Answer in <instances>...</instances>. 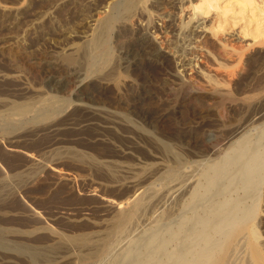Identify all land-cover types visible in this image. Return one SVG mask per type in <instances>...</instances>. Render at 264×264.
Masks as SVG:
<instances>
[{"label": "rangeland", "instance_id": "obj_1", "mask_svg": "<svg viewBox=\"0 0 264 264\" xmlns=\"http://www.w3.org/2000/svg\"><path fill=\"white\" fill-rule=\"evenodd\" d=\"M71 1L72 3L70 1L62 3L66 7H64L66 13L56 10L54 14L52 13L53 17L37 25L35 23L39 16L44 15L47 9H40L45 6L44 2L0 0V6L28 5L26 16H21L16 22L5 20L0 26V177L6 172L11 176L18 171L24 174L26 170L25 182L16 188L14 185L10 187L6 196H2L0 200V228H10L16 234V236L8 235L10 240L14 239L10 242L7 237V246L0 247L3 253L0 252V264H31V262L32 264L34 262L35 264H105L101 261V251L114 239L116 242L123 240L117 245L120 244L118 247L123 254H126L131 246L133 247L131 241L138 237H146L151 229H157L161 215L167 214L171 208L166 179L171 156L165 151V145L170 146L189 161L214 160L220 156L229 141L237 139L240 134L251 135L253 138L255 134L252 133V127L264 123V37L252 39L250 36H244L241 31L243 21L236 20L231 13L226 14L227 17L222 14L215 18V11L212 10L211 13L202 16L205 19L204 32L198 38L199 42H195L196 50L187 56L195 57L192 58L194 62L192 67L182 70L175 63V58L180 53L171 42L174 36L166 27L168 19L172 16L175 17V24L179 26L183 21L188 20V16L191 22L196 21L197 19L192 18L191 15L192 7L185 0L183 12L179 13L176 7L172 6L171 1L174 0H137V6H134L123 18L124 23L116 22L107 35L106 49L109 58L102 65L101 72L86 76L87 65L84 60L77 67L63 70V68L57 69V65H61L58 56L65 53L69 46L90 43L100 21L94 22L92 19L97 18L98 10L105 11L101 15L103 17L108 14L109 0ZM253 1L257 7L264 10V0ZM96 6L99 9L95 10ZM32 7L37 11L32 10ZM138 11H144L147 20L152 21L155 26L154 30L151 29L155 33L150 32L143 37L148 39L149 36L155 42L154 46L163 54L164 59H154L150 55L129 58L126 51L131 48V42L136 43V36H139L137 30L142 27L138 22ZM29 14H33L32 18ZM224 18L225 21L222 20ZM71 19L74 21L71 22ZM216 23H220V27L215 30ZM61 38L66 40H60ZM60 45H64L63 48ZM34 46L37 47L34 48L35 50ZM26 53L29 59L25 58ZM43 66H50L48 72L40 69ZM70 71L78 72L76 76L80 79L69 75ZM51 76L55 80H63L61 89L53 88L54 84L48 81ZM188 93L192 95L191 100L181 101V96ZM51 97L57 100L58 112L47 117L35 118L38 110L44 108V104ZM28 102L35 107H32L34 111L31 109L32 111L28 112L31 114L27 113L24 117L8 115L13 104ZM74 103L76 105H73ZM101 116L103 119L100 118ZM161 117L163 120H160ZM221 139L224 141H220ZM213 145L217 148L221 146L219 149L222 151L216 153V147L214 148ZM192 147H196L194 150L197 153L191 149ZM30 158L32 160H29ZM151 175L154 177L151 178ZM161 191L165 192L162 197ZM262 197H264V184ZM144 199L146 201H143ZM136 201H140L142 208L136 211L131 221L123 224L122 232L117 233V236H120L119 240L116 233L111 231L114 228L115 213L123 212L128 205ZM158 203L162 207L158 206ZM162 210L163 212L165 210L164 214ZM154 212L157 214L153 215ZM137 215H141L140 218ZM111 219L112 221H109ZM135 220L137 224L134 223ZM161 229L158 232L165 231L164 227ZM57 233H62L66 237L87 234L90 242L86 245L90 247L63 243L62 239H59L63 235L56 236ZM18 236L20 241L17 240ZM21 241L25 245L45 249L44 255L36 259L42 261L36 263L27 253L23 254L14 249L13 244ZM55 246H59V250L57 247L56 250ZM134 249L143 252V244H137ZM123 261L125 263L129 260L123 258Z\"/></svg>", "mask_w": 264, "mask_h": 264}, {"label": "bare ground", "instance_id": "obj_2", "mask_svg": "<svg viewBox=\"0 0 264 264\" xmlns=\"http://www.w3.org/2000/svg\"><path fill=\"white\" fill-rule=\"evenodd\" d=\"M6 1H8V0H6ZM39 1H40V3L44 2L43 5H45V6H43V8H40V9H43V10H45L46 8L47 9H46L45 13L42 12V13H44V15L40 14L41 16H39V19L35 23L37 25L42 24L43 20L48 19L49 17H53L52 13L54 14V12L56 10H57V12L62 10L66 13L67 10L64 9L65 6H63L64 4H62V3L66 2V1H70L72 3L71 0H39ZM136 1L137 0H109L107 2V7H108L107 13L108 14L103 17L101 15L105 11L102 10L104 12H101V10H98L96 12L97 18L92 19V21H94V22H98L99 20L100 21H99L98 30H97L96 34L93 36V39L90 41V43L83 44V45L69 46L65 53L60 54L58 56L60 59L61 65L60 64L57 65V69L63 68V70H67L73 66L77 67V65L82 64L81 61L84 60V62L87 65V69L84 67L86 69V74H85L86 76L99 74L102 70V65L109 58V53L106 49L107 48L106 47L107 46V35L109 34L112 26L116 22L119 21L118 23H124L123 18L131 9L134 8V6L135 7L137 6L138 2L136 3ZM184 1L185 0H174V1H171V3H172V6L176 7V9L179 11V13H182L183 9H184V6H183ZM186 1H188V4L192 7V10H193V14H191L193 16L192 18H196L197 20L194 22H191V18H189V16L187 18V16H186V18L188 20L187 21L185 20L186 22L183 21L182 24L179 26V25L175 24V22H174L175 17L172 16L168 19V24L166 27L168 32H172V34L174 36V39L171 42H173L175 44V47L178 49L177 51L180 53V55H178V57L175 58L176 59L175 63L177 66L181 67L180 69H182V70L183 69L186 70L187 68H190V66L194 62V61L192 62V58H195V57L191 58V57H187V56L192 54L194 52V50H196L197 45L195 44V42L198 41V38L204 32V28H205L204 20L205 19H203L202 16L211 13L212 10L215 11V18L219 17V15H222V14L225 16L226 14L231 13L236 20L239 19L240 21H243L241 31L243 32L244 36H250L252 39L264 37V10L257 7V5L254 4L255 2L253 0H186ZM9 2H10V0H9ZM32 2L34 3V1H32ZM68 4H70V3H68ZM185 4H187V3H185ZM37 5H39V4H37ZM68 6L70 7L71 5H68ZM29 7H31V6H29ZM78 8H79V6H78ZM97 8L98 7L96 6L95 10ZM27 9H28V5H25V4H23L19 7L0 6V26L2 25V23H5V20H9V21L11 20L12 22H16L18 19H20L21 16H24V15L26 16V13L28 11ZM33 9L37 11V9L32 7V10ZM105 9H107V8H105ZM85 10H87V9H85ZM81 13H83V12H81ZM62 14H63V12H62ZM75 14H76V11H75ZM32 15L33 14H29L30 18H32L31 17ZM60 15H61V13H60ZM175 15H177V14H175ZM37 16L35 18H37ZM89 17H91V16H89ZM137 17L139 19L138 20L139 25H141L142 27H139L137 30V33L139 36H136L137 37V39L135 41L136 43L133 44L131 42V44H130V46L132 45L131 48L128 49L127 51L125 50L127 52V54L130 56L129 58L133 59L139 55H141V56L150 55L154 59H160V58L164 59L163 54L154 46L153 43H155V42H153V40L150 39L149 36H148V39L146 37H143L145 34L149 35L150 32L155 33L153 31L155 26L151 23L152 21L147 20V17L145 16L144 11H138ZM225 17H227V16H225ZM30 18H29V20H30ZM80 18L78 17V19H80ZM143 18H144V20H143ZM25 20L27 21V19H25ZM222 20L225 21V18ZM73 21L71 19V22H73ZM79 22H80V20H79ZM90 23H92V22H90ZM31 24H33V23H31ZM78 24H80V23H78ZM133 24H134V22H133ZM20 25H22V24H20ZM50 25L52 26L53 23H51ZM80 26H81V24H80ZM61 27H63V26H61ZM219 27H220V23H216V26L214 27V29L215 28L218 29ZM90 28H91V26H90ZM41 29H39V30H41ZM151 29H153V30H151ZM54 30H55V28H54ZM82 31H83V29H82ZM88 31H90V29ZM43 32H44V30H43ZM58 32H60V31H57V33ZM85 33H86V30H85ZM38 34H40V33H38ZM79 34H81V33H79ZM83 34H84V32H83ZM41 36H43V35H41ZM67 36H68V34H67ZM63 37H65V36H63ZM71 37H73V36H71ZM62 39H65V38H61L60 40H62ZM72 39H74V38H72ZM24 42L25 41H23V43ZM60 46H62V45H60ZM63 46H62V48H63ZM201 46H202V44H201ZM35 47L36 46H34L33 49ZM30 50H28V51H30ZM34 50H32V51H34ZM26 52H27V50H26ZM26 55H27V53H26ZM194 55H195V53H194ZM25 58L29 59V56L27 55ZM165 59H166V57H165ZM125 60H127V59H125ZM32 61H33V59H32ZM139 63H140V61H139ZM165 64H167V63H165ZM32 65H34V64H32ZM49 67L50 66H47V67L43 66L40 69L47 71V70H49ZM33 69L35 71V68H33ZM44 73H46V72H44ZM77 73L78 72L75 71V73L71 72V73H69V75L80 79L79 76L78 77L76 76ZM64 74H66L65 71H64ZM13 75H15V74H13ZM67 75H68V73H67ZM62 76H64V75H62ZM76 78H75V80H76ZM70 79H72V78H70ZM48 81H50L54 84V86H53L54 89H57V88L59 89L60 86L62 85V82H63L62 79L55 80L52 78V76L49 77ZM81 81L82 80H80V82ZM48 84H49V82H48ZM79 89H80V87H79ZM82 90H83V88H82ZM191 98H192V95L188 93V94L181 96V101L188 102L191 100ZM41 103L43 104V102H41ZM56 103H57V100L54 97H51L44 104V108L38 110L39 106L37 107L36 110H38V112L37 113L34 112L37 114L36 117L35 116L34 117L35 118L47 117L49 115L56 114L59 110V106H57ZM73 105H76V104L74 103ZM73 105H72V107H73ZM33 106H34V104H32L30 102H28V103H15L11 106V108H10L11 112L8 113V115L11 114V115H15V116L18 115L20 117H24L32 109ZM33 108H35V107H33ZM102 112H103V110H102ZM98 113H100V110ZM28 114H31V113H28ZM100 118L103 119L102 116ZM112 118H114V117H112ZM160 120H163V117H161ZM262 124L263 125L252 127V129H251L252 133L255 134V136L253 138H251L252 137L251 135L246 136V135H241V134L237 139L235 137H233L235 139L229 141L228 145H226L223 148V152H221L222 149H219L221 146L219 148H217L215 145L216 153L221 152V154L217 159H214V160L208 159V160H202V161H197V160L196 161L195 160L189 161V160L183 158L182 155L179 154L176 150H174L170 146L165 145V151L168 154H170V156H171L170 157L171 159L169 162L168 173L166 174L167 175L166 179H167V183H168V190H169L170 199H171V206H170L171 208H169L170 209L169 212L168 213L166 212L167 214H164L165 210H164V212L162 210L164 215H161V218L159 219V223H158L159 229L158 228L157 229H151V227H150L149 229H151V230L147 233L146 237H138V238H136V240L133 239L132 241L129 240V241H131V243H133V247L131 246L130 250H128V252L126 254H123L121 249L118 247V246H120V244L117 245L118 242L123 241L122 239H121V241H118V242H116L115 239H114V241L109 242V245L106 247V249L103 248L104 250L101 251V254H100L101 261L102 262L104 261L105 264H264V239H263L264 229H262V227H264V197H262V186L264 184V123H262ZM99 125H100V123H99ZM93 126H94V124H93ZM97 127H100V126H97ZM106 127H107V125H106ZM232 131H234V130H232ZM229 132H228V134H229ZM237 132H238V130H237ZM241 132L242 131H240V133ZM188 134H189V132H188ZM186 136H188V135H186ZM205 139H204V142H205ZM228 139H230V138H228ZM186 140H185V142H187ZM217 140H218L217 142L219 143V139H217ZM222 140L223 139H221L220 141H222ZM226 141H227V137H226ZM183 143H184V141H183ZM187 143H190V142H187ZM208 144H211V143H208ZM225 144L226 143H224V145ZM101 145H102V143H101ZM187 147L188 146H186V148ZM196 147H192L191 149L196 150ZM203 147H205V146H203ZM213 147H214V145H213ZM163 148H164V146H163ZM197 149H198V147H197ZM215 150L213 149V151H215ZM184 155H186V153ZM190 155H191V153H190ZM29 160H32V159L30 158ZM113 163L114 162H112V164ZM114 165L112 167H114ZM160 165H161V163H160ZM110 166H111V164H110ZM36 167H37V165H36ZM162 167H163V165H162ZM32 170H34V168ZM137 170H138V168H137ZM141 170H139V171H141ZM27 171H29V170H27ZM111 172H112V170H111ZM6 173L3 174L4 176L0 177V200H1L2 196H4L9 191L10 187H12L13 185L15 188L18 187L19 185L23 184L25 182V179H26L24 176V174L26 173V170H25L24 174L21 173L20 171H18L15 174H13L12 176H11V174L7 175ZM33 173H34V171H32V174ZM30 174H31V172H30ZM113 175H114V173H113ZM146 175H148V173ZM152 175H151V178L154 177ZM162 177H164V176H162ZM129 178L130 177H128V179ZM156 180H158V179H156ZM63 181H64V179H63ZM154 182H157V181H154ZM133 184H135V183L133 182ZM139 184H140V182H139ZM153 186H156V185H153ZM159 186H161V185H159ZM25 187H27V186H25ZM28 187H29V184H28ZM129 188H131V187H129ZM11 189H13V188H11ZM126 190H127V188H126ZM143 190H145V189H143ZM164 191H165V189H164ZM129 192H131V191H129ZM164 193L162 192V195L160 193L159 194L162 197ZM13 194H12V196H13ZM138 194H140V193H138ZM10 195H9V197H10ZM132 195H134V194H132ZM148 196L151 197L149 194H148ZM152 197H153V195H152ZM130 199H131V197H130ZM159 199H161V198L159 197ZM168 199H166V200H168ZM161 200H163V198ZM143 201H146V200L144 199ZM156 201H157V199H156ZM152 204H154V203L152 202ZM159 204L160 203H158V206H160ZM140 207H141L140 201H136L134 204L128 205L126 207V210H124L125 208H123V209L121 208L122 210H124L123 212H120L118 214L115 213L116 216L114 215L115 217H114V221H113L114 228L111 227V228H113V230H111L112 233H116V236H117V233L120 234L122 232L123 224L127 221H131L134 218L136 211L139 210ZM160 207H162V206H160ZM114 208H116V207H114ZM153 208L155 209V207H153ZM166 208H167V205H166ZM166 211H167V209H166ZM117 212H119V211H117ZM155 213L156 212H154L153 215H155ZM142 214H143V212H142ZM141 215H137V217H139ZM112 218H113V216H112ZM136 220H138V219H136ZM136 220L134 223L137 224ZM109 221H112V219ZM109 224L107 226H109ZM111 226H112V224H111ZM133 226H134V224L132 225V228H133ZM152 227H153V224H152ZM162 227L165 228V231L164 232H158L159 230H162L161 229ZM12 228L13 227H11V229ZM35 229H37V228L35 227ZM107 229L109 230V228H107ZM134 229H135V227H134ZM104 230L106 231V229H104ZM12 231L13 230H10V228L9 229L8 228H0V247L1 248H2V246L6 245V242L8 241L7 240L8 235H11V236L15 235L16 236V234H14V232H12ZM22 231L27 232V230H22ZM39 232H40V229H39ZM137 233H138V231H137ZM58 234L59 233H57V235L56 234H54V235L58 236ZM61 234L62 233H60L59 235H61ZM143 234H145V233H143ZM89 235H91V234H89ZM103 237L105 238L104 235H103ZM108 237H109V235H108ZM117 237H119V240H120V236H117ZM124 237H125V235H124ZM60 238L62 239L63 243L70 244V245L71 244H73V245L79 244L78 247L81 245L89 244V242H90V238L88 237L87 234H77L74 236L69 235L68 237L63 235V236L59 237V239ZM99 238H100V236H99ZM8 239H9V237H8ZM12 240H10V242ZM17 240L20 241L19 236H18ZM108 241H109V239H108ZM28 242H29V240H28ZM103 242H105V241H103ZM60 243H62V242H60ZM130 244H129V246H130ZM137 244H140V245L143 244V252H139L138 250L134 249L135 246H137ZM29 245H31V244H29ZM59 246H60V244H59ZM59 246H55V248L56 247L58 248ZM9 247H11V246H9ZM13 247H14V249L22 252L23 254L27 253L30 256V258L32 259V261H36V259L42 257L44 255L43 250H45V249L42 250V249L38 248V246L32 247V246L25 245L22 243V241H21V243L20 242L14 243ZM86 247H88V245H86ZM48 248H46L47 251H48ZM57 248H56V250H57ZM3 250H5V249H3ZM58 250H59V248H58ZM52 252H55V251H52ZM1 254H3V253L1 252ZM14 254H15V252H14ZM16 254H17V252H16ZM90 254H92V253H90ZM4 255H5V253H4ZM90 256H92V255H90ZM123 258H125V259L128 258L129 261H127V262L125 261V263H123L124 262ZM39 260L42 261L41 259H39ZM39 260H37V261H39ZM37 261H36V263H38ZM69 262H70V260H69ZM32 263L33 262H31V264ZM34 264H35V262H34Z\"/></svg>", "mask_w": 264, "mask_h": 264}]
</instances>
